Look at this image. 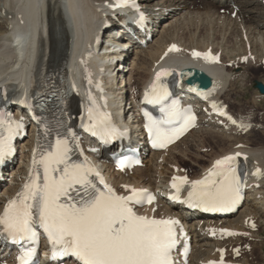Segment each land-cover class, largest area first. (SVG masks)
<instances>
[{
	"label": "bare ground",
	"instance_id": "6f19581e",
	"mask_svg": "<svg viewBox=\"0 0 264 264\" xmlns=\"http://www.w3.org/2000/svg\"><path fill=\"white\" fill-rule=\"evenodd\" d=\"M143 1L149 6H157L154 10L157 9L161 24L154 32L152 42L145 47L136 48L132 39L119 33L115 34L111 26L107 27L109 23H114L109 16V5L112 0H0V16L4 17L3 23H0V81L5 83L4 93L18 90L25 92L37 84H43L50 69L57 66L58 70L62 71L66 61L74 63L70 66L71 75L79 73L77 71H80L79 67H82L84 72L81 73L85 75L86 80L96 85L90 69V67L93 68V62L89 61L85 55L95 32L101 28L105 30L104 27H106L105 42L109 41L110 45L104 44L103 59L107 60L109 56L125 59L132 54V51H135L129 68L123 60L116 67L118 71L115 74L108 77L104 75L102 78L103 84L100 88L111 92L118 109L124 107L126 96L134 97L136 91L141 92L142 85L159 62L163 52L173 43H178L182 47V52L178 55L180 70L194 66L210 74L212 76L210 90L219 101L228 105L227 110L232 113L228 94L236 83L237 77L243 75L244 80L251 66L264 65V0H232L231 3L229 1L224 3V0ZM34 5L39 6L38 10L34 8ZM204 17L212 26L217 25V22L223 21V25L226 23V26H223L225 32L222 39L216 38L217 32L211 30L203 34H199V31L198 33L191 31L189 44L186 43L187 40L183 39L185 43H182L181 38L175 37L180 22L189 24L188 22L196 18L203 21ZM46 23L50 31L44 36L41 29ZM30 27L36 28L39 33L35 45L37 52L34 53L31 43L32 32H29L26 41L28 55L24 62L20 63L11 45L10 32L13 28L26 30ZM231 33L235 40L233 47L229 40ZM134 45L135 47L132 48ZM194 48L212 49L220 56L221 64L215 66L195 59H185L186 51L189 50L186 55L189 57ZM59 52L61 55L56 59L55 55ZM148 71L149 75L146 76ZM74 84L73 82L72 85ZM238 118L243 120L241 117ZM251 119H253L251 120L253 126L249 138H244L246 136L244 133L250 131L247 128L248 125H243L244 123L242 124L238 119L235 124H229V129H225L227 122L219 124L218 120L203 119L197 130H203L204 134H207L206 137L210 141L206 145L202 143L203 141L199 145L196 144L198 140L191 141V138L196 137L197 131L194 130L167 152L148 155L147 146L141 142L142 155L148 158L145 159L143 167L135 168L132 173L122 174L114 171L113 166L106 167L110 181L118 189H121L124 184L156 188L160 185L159 182L167 183L173 173H189L185 166H189L191 172L198 176L212 164L215 158L228 152H242L245 155L243 160L250 171L261 169V172L253 178L254 192L249 194L251 198L245 201L240 218L227 217L209 222L215 227H227L237 234L218 241L203 236L200 231L192 230L191 233L196 239L190 264H206L208 259L218 257L222 248L227 249L228 258L234 264H264V141L256 139L258 135L264 139V122H262L264 118L251 117ZM237 123L243 126L241 130ZM35 143L36 137L32 134L21 144L19 156H22L24 160L12 166L14 173L5 188L0 191V208L6 196L20 192L27 182L26 167L33 158ZM185 143L188 148L184 149L181 145ZM211 143L214 144L212 147H218V150L211 149L214 152L203 155L201 152L208 151L207 148ZM152 210L162 215L175 212L161 198L148 208L149 213ZM193 216L196 217L193 221L194 226H203L208 222L203 213H195ZM183 218L185 220L186 216ZM253 224L255 227L252 226ZM235 248L238 250L234 251ZM238 253H241V256L235 257Z\"/></svg>",
	"mask_w": 264,
	"mask_h": 264
},
{
	"label": "snow or ice",
	"instance_id": "6c2138e0",
	"mask_svg": "<svg viewBox=\"0 0 264 264\" xmlns=\"http://www.w3.org/2000/svg\"><path fill=\"white\" fill-rule=\"evenodd\" d=\"M109 6L114 9L131 7L140 13L136 23L145 21L137 0H115ZM169 51L179 49L172 45ZM192 55L211 62L219 60L211 52L194 51ZM171 74V70L161 69L156 73L151 91L144 94V102L158 106L161 114L156 117L144 111V126L155 148H164L178 139L196 119L191 109L182 108L178 100L169 102L171 94L161 77ZM189 91L199 92V89L191 84ZM201 94L207 98L206 94ZM89 101V122L85 131L98 136L104 143L127 135L111 122L110 114L100 111L91 93ZM212 108L216 109L217 105L212 103ZM219 114L226 115L223 110H219ZM227 118L236 123L231 116ZM58 123L60 128L64 127L63 121ZM22 128V120L16 121L10 114L0 111V163L12 155L13 140ZM50 131L45 126L46 134ZM78 148V137L70 128L64 133L57 130L54 142L41 146L39 159L34 150L31 179L0 213V237L20 245L19 264H35L40 230L50 245V258L57 264H64L65 258H73L74 264H176L174 253L179 244L177 226L180 222L137 214L134 206L151 204L155 196L145 189L128 185L123 187L130 194L118 195L87 162L72 159ZM80 154L83 155L82 150ZM239 155L217 159L202 179L189 182L187 176L173 177L171 187L175 194L170 199L204 211L234 210L242 199L244 186L236 165ZM123 163L121 161L122 166ZM187 184L190 189L186 199L181 200V189ZM222 232L237 234L226 229ZM187 252L185 247L183 255Z\"/></svg>",
	"mask_w": 264,
	"mask_h": 264
},
{
	"label": "rangeland",
	"instance_id": "374dc122",
	"mask_svg": "<svg viewBox=\"0 0 264 264\" xmlns=\"http://www.w3.org/2000/svg\"><path fill=\"white\" fill-rule=\"evenodd\" d=\"M199 10H201V9H199ZM205 16V15H204ZM196 17V16H195ZM1 18H2V16H0V20H1ZM0 23H3V21L1 22L0 21ZM185 22H180L179 24H178V26H177V31L179 32H177L176 31V33H175V37L177 38H181L182 39V43L184 42L185 43V41H186V43L187 44H189V35L192 33V32H195V33H198V31H199V34L200 33H206V32H208V31H214L215 33H216V38H218V39H222L223 38V36H224V29H223V26H226V23H225V25H223V21L222 22H217L216 24L217 25H214L213 24V26L210 24V21L209 20H207L205 17L203 18V21L202 20H200L199 18L197 19H195V20H192V21H190V22H188L189 24H187V23H185ZM199 24V25H198ZM185 27V28H184ZM187 27V28H186ZM191 27V28H190ZM184 30H183V29ZM162 29H163V27H162ZM206 29V30H205ZM227 29V28H226ZM192 31V32H191ZM238 32H240V29H238ZM183 33V34H182ZM190 33V34H189ZM230 33V32H229ZM198 34V35H199ZM184 35H185V37L187 38H185L184 37ZM184 37V38H183ZM222 37V38H221ZM175 38V39H176ZM231 38H232V33H231V36H230V38H229V40H230V45L233 47V44L235 43V40H233V38H232V41H231ZM185 41H184V40ZM227 44V43H226ZM229 45V46H230ZM186 50V49H185ZM133 54V53H132ZM132 55L130 56V58H129V61H128V66H130V64H131V61H132ZM149 75V71L147 72V75L146 76H148ZM137 76V75H136ZM146 76H144V77H146ZM241 77V78H240ZM254 80H260V81H263L264 82V65L263 66H258V67H250V69L247 71V74L245 75V78H244V80H243V75H241V76H239V77H237V79H236V83H234L233 84V87H232V90L230 91V93L228 94V97H229V99H228V103H229V105H230V103H232V106L230 105V108H231V111H232V114L243 124V125H248L247 126V128H248V130H250L249 131V133L247 132L246 134L244 133V138H247L248 136L250 137L251 136V129H252V126H253V124H252V121L251 120H253V119H251V117H253V118H264L263 116V114H264V96H261L260 95V93H258V91L254 88V85H251L252 84V81H254ZM235 111H234V110ZM237 115H239L238 117H241L243 120H241V119H239L238 117H237ZM250 120V121H249ZM245 122H247V123H245ZM250 122V123H249ZM262 122H264V120L262 121ZM251 125V126H250ZM198 128H196L195 130L197 131L196 132V137H198V139L195 137V138H191V141L192 140H195V142H196V140H198V142L196 143L197 145H199L202 141V143H204V145H206V144H208V142L210 141V140H208V138L206 137L207 136V134H204L205 132L202 130V131H199V130H197ZM194 131V130H193ZM192 131V132H193ZM191 132V133H192ZM199 132V133H198ZM190 133V134H191ZM201 133V134H200ZM248 134V135H247ZM203 137H202V136ZM248 137V138H249ZM258 138H256L257 140L259 139V140H263L264 141V139H263V137L262 136H260V135H258L257 136ZM201 139V140H200ZM204 139V140H203ZM207 139V140H206ZM183 141V140H182ZM181 142V141H180ZM179 142V143H180ZM178 144V143H177ZM212 144L213 143H211V145H209L208 146V151H205V152H201L203 155H204V153H205V155H207L208 153L210 154V153H212V152H214V151H216V149L218 150V147H212ZM184 145V146H183ZM194 145V144H193ZM214 145V144H213ZM182 146V148H188V146L186 145V143L185 144H182L181 145ZM222 146H224V145H222ZM226 146V145H225ZM224 146V147H225ZM220 147V146H219ZM210 148V149H209ZM207 149H205V150H207ZM211 149H213L214 151H212ZM186 162H188L189 164H190V162L189 161H187V160H185ZM194 162H195V160H193ZM191 166L193 167V165L191 164ZM187 167H189V166H186V168ZM197 168V167H196ZM193 169H195V167L193 168ZM7 184H4L3 185V189L5 188V186H6ZM2 191V190H1ZM240 216H241V212H240V214H239ZM238 215V216H239ZM240 216L239 217H233V219H238V218H240ZM263 228V227H262ZM264 239V238H263Z\"/></svg>",
	"mask_w": 264,
	"mask_h": 264
},
{
	"label": "water",
	"instance_id": "95a60500",
	"mask_svg": "<svg viewBox=\"0 0 264 264\" xmlns=\"http://www.w3.org/2000/svg\"><path fill=\"white\" fill-rule=\"evenodd\" d=\"M202 74V75H201ZM184 78L186 81H189L190 79H192L195 76L199 77V81H200V86L203 87L205 85H208L210 83L208 77H206L203 73L196 71H190V70H186L184 71ZM257 86L261 89L262 92H264V85L260 82H257Z\"/></svg>",
	"mask_w": 264,
	"mask_h": 264
}]
</instances>
